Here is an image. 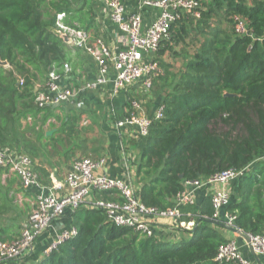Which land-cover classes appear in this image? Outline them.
Segmentation results:
<instances>
[{"label": "trees", "instance_id": "trees-1", "mask_svg": "<svg viewBox=\"0 0 264 264\" xmlns=\"http://www.w3.org/2000/svg\"><path fill=\"white\" fill-rule=\"evenodd\" d=\"M196 1L199 19L179 11L156 52L155 60L163 70L159 82L164 94L158 104L164 107L163 117L152 122L149 135L143 138L135 174L137 197L149 207L172 208L184 181L247 166L236 180V194L226 214L234 217L236 229L263 236L264 0ZM93 7V0L75 4L71 0H0V60L7 63L0 66L1 149L26 155L33 162L38 158V149L22 141L34 133L38 115L43 123L52 112L51 106L38 107L40 91L34 86L36 82L43 85L51 72L63 76L74 47L57 34V15H62L63 27L89 33L96 31ZM234 18L246 21L249 35L235 33ZM176 63L181 64L179 70L174 69ZM78 98L85 104L82 95ZM132 99H127L129 107ZM67 106L72 118L57 120V133L72 142L82 109ZM28 117L33 120L31 128L25 122ZM38 170L33 167L39 178ZM2 189L0 177V214ZM91 197L110 201L118 195L93 192ZM179 210L194 212V225L186 230L190 237L161 244L111 224L101 208L78 207L71 216L76 235L32 264H219L213 258L229 240L221 233L223 223L212 219L210 196L198 208L184 205ZM185 216L183 220H190ZM1 237L0 242L13 240ZM23 259L29 262L30 257ZM21 260L3 264H21Z\"/></svg>", "mask_w": 264, "mask_h": 264}, {"label": "built area", "instance_id": "built-area-1", "mask_svg": "<svg viewBox=\"0 0 264 264\" xmlns=\"http://www.w3.org/2000/svg\"><path fill=\"white\" fill-rule=\"evenodd\" d=\"M71 1L75 4L81 0ZM93 1L101 3L106 8L110 22L125 36V47L113 51L100 37L92 39L90 33L83 30L76 31L63 27L59 23L62 15H57V34L66 35L67 43L83 49L96 64L95 79L87 83L84 89H98L110 83L113 95H117L126 92L134 84H140L143 94L147 95L152 90L154 82L163 76V70L154 57L160 42L167 38L171 25L179 18V11L189 12L194 19H199V13L196 11L199 4L196 0H139L140 5L137 9L134 12H127L123 0ZM143 6L154 7L157 10V16L146 27L141 17ZM234 31L240 36L250 34L246 21L239 18H234ZM63 69L64 73L70 71L68 65H64ZM18 85L22 86L23 81L19 80ZM38 90L40 91L36 99L38 107L70 105L82 109L84 106L83 100L78 98L81 90L64 84L62 76L55 72L49 73L47 81L40 85ZM129 109L128 115L117 121L116 125L119 128H135L142 139L149 135L152 122L163 117L164 107L159 105L154 115L147 117L143 113L141 100L132 99ZM104 161V158L75 159L64 179L68 188L66 194L57 196L54 192L55 186L48 188L44 194H39L26 222L22 225L20 235L11 241L0 242V264L21 259L33 242L46 232L54 221L63 216L66 209L75 211L86 204L87 208L103 209L111 224L131 228L145 238H153V224L158 219L174 222L179 230H190L194 221H185L182 217L186 215L185 217L192 219L194 213L182 214L179 207L184 205L196 207L197 190L205 185H213L210 198L214 209L212 219L215 220L218 211L230 203L227 186L248 169L247 166L242 169L231 168L204 180L184 181L183 190L174 198V206L161 210L144 205L138 199L134 188L125 180L97 174L96 171ZM0 168L12 173L22 189L41 186L38 175L33 171L32 161L26 155L0 148ZM93 192H115L118 197L110 201L87 202ZM233 221V216L225 215L224 223L227 226L234 227ZM75 235L76 230L73 227L62 230L46 244L42 255H49L60 244ZM242 235L254 256H264V235L243 232ZM213 260L219 264L223 262L257 264L244 258L238 245L233 241L219 246Z\"/></svg>", "mask_w": 264, "mask_h": 264}, {"label": "crops", "instance_id": "crops-1", "mask_svg": "<svg viewBox=\"0 0 264 264\" xmlns=\"http://www.w3.org/2000/svg\"><path fill=\"white\" fill-rule=\"evenodd\" d=\"M123 4L127 12H134L140 5V1L123 0ZM156 16L157 10L154 7H142L141 17L145 27ZM92 20L96 31H89L91 37L102 38L113 51H119L125 47V36L110 22L107 10L101 3L94 2ZM70 57V63H67L70 71L62 76V81L82 92L81 95L85 104L80 111L82 114L80 115L78 134L72 142H65L67 136L64 134L59 136L57 133V128L60 125L57 120L63 122L67 118H72L68 110L71 107L67 105L50 107L51 118L46 119L43 123L41 116H37L34 133H28L23 138L22 143L25 146H34L38 149L39 156L32 162L33 167L39 168L41 186L33 189H22L12 173L0 169L3 186L1 190L3 212L0 214V236L2 239L11 240L19 236L22 225L26 222L39 194H44L52 186H55L54 192L57 196H63L68 192L64 179L72 162L79 157H88L93 160L104 158V163L96 173L125 180L138 195L139 185L135 182V174L145 140L139 137L135 128H119L116 123L128 115L130 109L129 103L128 105L126 103L127 99L139 98L144 115L147 117L154 115L164 94L159 79L154 82L151 92L147 95L143 94L140 84H134L126 92H120L117 95H113L110 83L98 89L85 90L84 86L95 79L96 64L82 49L72 47ZM154 57L156 58V54ZM180 67V63L174 65L175 70H179ZM40 85H42L40 82H36L34 90L37 91ZM75 112L78 113V110ZM25 122L30 128L32 127L33 120L31 118L28 117ZM48 131L53 132L47 135ZM58 141L60 144L57 143ZM236 185L237 181L235 180L227 186L230 200L236 194ZM213 187V185H205L197 190L195 196L197 208L204 197L210 196ZM91 200L92 197L88 198L87 202ZM81 207L87 208V204ZM226 208L223 207L218 211L216 221L222 223L225 221ZM73 212L72 209H66L63 216L54 221L51 227L33 242L31 248L22 256L20 263L32 264L41 258L46 244L62 230L72 227L71 216ZM153 228V238L161 244L184 241L190 237L186 230H179L174 222L164 219L155 220ZM220 230L226 239L238 245L244 258L253 263L264 264V256H254L246 245L244 237L228 231L223 226L220 227ZM24 257H30L29 262H25Z\"/></svg>", "mask_w": 264, "mask_h": 264}, {"label": "water", "instance_id": "water-1", "mask_svg": "<svg viewBox=\"0 0 264 264\" xmlns=\"http://www.w3.org/2000/svg\"><path fill=\"white\" fill-rule=\"evenodd\" d=\"M61 39H63V41L64 42H66L67 43V36L66 35H60L59 36ZM0 66H4V67H6L7 66V63L6 62H4V61H1L0 60ZM51 132H53V131H48L47 132V135H49V134H51ZM225 229H227L228 231H230V232H232V233H235V234H237V235H240V236H242V237H244L243 235H242V232L239 230V229H236V228H234V227H229V226H227L226 224H223L222 225Z\"/></svg>", "mask_w": 264, "mask_h": 264}, {"label": "rangeland", "instance_id": "rangeland-1", "mask_svg": "<svg viewBox=\"0 0 264 264\" xmlns=\"http://www.w3.org/2000/svg\"><path fill=\"white\" fill-rule=\"evenodd\" d=\"M150 92H151V91H150ZM224 222H225V221H224ZM224 222H223V224H225Z\"/></svg>", "mask_w": 264, "mask_h": 264}]
</instances>
